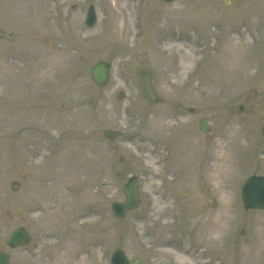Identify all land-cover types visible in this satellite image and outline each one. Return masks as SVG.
Returning <instances> with one entry per match:
<instances>
[{
    "label": "rangeland",
    "instance_id": "rangeland-1",
    "mask_svg": "<svg viewBox=\"0 0 264 264\" xmlns=\"http://www.w3.org/2000/svg\"><path fill=\"white\" fill-rule=\"evenodd\" d=\"M160 27L178 51L154 41ZM99 61L112 64L104 88L89 73ZM140 66L162 104L141 98ZM253 174L264 175V0H0V251L11 264H110L117 249L141 264H264V212L241 200ZM132 175L142 204L115 218ZM20 226L33 240L11 250Z\"/></svg>",
    "mask_w": 264,
    "mask_h": 264
},
{
    "label": "water",
    "instance_id": "water-1",
    "mask_svg": "<svg viewBox=\"0 0 264 264\" xmlns=\"http://www.w3.org/2000/svg\"><path fill=\"white\" fill-rule=\"evenodd\" d=\"M166 2H171L173 0H165ZM96 20V13L94 8L91 7L88 12L87 24L88 26H93ZM111 69V64L109 62L100 61L91 68L92 77L94 83L99 87H105L110 79L109 71ZM137 78L139 83V91L141 95L151 104H157V102H162V99L159 98L153 89V81L155 79L154 74L151 70L146 67H141L137 69ZM119 98H122V95H119ZM92 108L95 107L96 101L94 99L89 103ZM201 129L207 131L208 127L205 124V120L201 122ZM106 136L109 139H115L118 136V133L115 131H106ZM19 184L14 182L12 184L13 190L18 188ZM125 195L127 197L126 203H115L113 204V211L115 216L124 217L129 210L136 209L140 203V194L138 181L136 176H132L128 183L124 186ZM242 200L245 206V209H263L264 210V177H250L242 190ZM245 231L242 230V234ZM31 236L27 229L21 227L15 230L11 237L9 238L7 244L10 248L14 249L21 245H26L30 242ZM122 251H117L113 258V264H129L126 257H124ZM0 264H9V256L0 252ZM134 264H140L139 260H136Z\"/></svg>",
    "mask_w": 264,
    "mask_h": 264
},
{
    "label": "bare ground",
    "instance_id": "bare-ground-1",
    "mask_svg": "<svg viewBox=\"0 0 264 264\" xmlns=\"http://www.w3.org/2000/svg\"><path fill=\"white\" fill-rule=\"evenodd\" d=\"M130 24H131V22H130ZM183 22H181V25L183 26ZM202 28H204V25L202 24V26H200V29H202ZM129 29V28H128ZM128 29H125L126 30V33H129V30ZM159 33H160V35H159ZM153 39H154V41L158 44L159 42H160V40L161 39H163V40H166V41H169V42H171L173 45H172V47H169V48H167L165 51H178L179 50V46L177 45V44H175L176 42L174 41L175 39L172 37V36H169V34H168V32H165L164 31V28L163 27H160V28H157L156 29V31H155V34H154V37H153ZM235 52V51H234ZM231 53V54H224V55H222V56H224V58L225 59H230L231 58V56H232V54H234L235 55V53ZM233 55V56H234ZM233 58V57H232ZM219 239V238H218Z\"/></svg>",
    "mask_w": 264,
    "mask_h": 264
}]
</instances>
